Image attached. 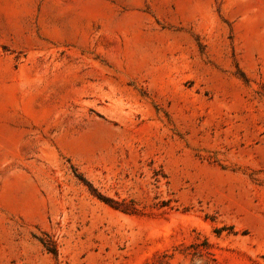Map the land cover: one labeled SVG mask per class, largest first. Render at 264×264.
I'll list each match as a JSON object with an SVG mask.
<instances>
[{
    "label": "rangeland",
    "instance_id": "obj_1",
    "mask_svg": "<svg viewBox=\"0 0 264 264\" xmlns=\"http://www.w3.org/2000/svg\"><path fill=\"white\" fill-rule=\"evenodd\" d=\"M0 264H264V0H0Z\"/></svg>",
    "mask_w": 264,
    "mask_h": 264
},
{
    "label": "trees",
    "instance_id": "obj_2",
    "mask_svg": "<svg viewBox=\"0 0 264 264\" xmlns=\"http://www.w3.org/2000/svg\"><path fill=\"white\" fill-rule=\"evenodd\" d=\"M51 252H52L53 254H55V252H54L53 250H52Z\"/></svg>",
    "mask_w": 264,
    "mask_h": 264
}]
</instances>
